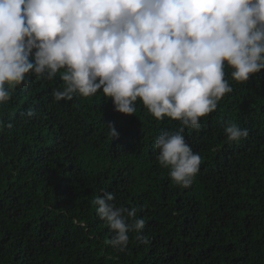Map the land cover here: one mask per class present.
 <instances>
[{"label":"trees","instance_id":"1","mask_svg":"<svg viewBox=\"0 0 264 264\" xmlns=\"http://www.w3.org/2000/svg\"><path fill=\"white\" fill-rule=\"evenodd\" d=\"M231 71L233 91L201 130L184 128L202 157L188 187L172 182L154 147L179 121L156 120L139 101L135 115L118 113L99 91L56 102L59 74L30 76L0 105L12 124L0 133V264H264V69L246 82ZM227 121L247 139L228 142ZM102 190L138 209L148 243L135 233L125 252L106 243L112 233L91 204Z\"/></svg>","mask_w":264,"mask_h":264},{"label":"clouds","instance_id":"2","mask_svg":"<svg viewBox=\"0 0 264 264\" xmlns=\"http://www.w3.org/2000/svg\"><path fill=\"white\" fill-rule=\"evenodd\" d=\"M226 66L236 82L264 69V0H0V105L30 76L57 74L56 102L99 91L116 112L135 115L139 101L156 120L180 122L154 144L177 186H190L202 162L184 128L201 130L200 118L233 91ZM105 127L119 137L111 122ZM11 128L0 119V133ZM224 133L230 143L249 135L232 121ZM102 193L91 204L112 233L106 243L125 252L132 233L148 243L138 209Z\"/></svg>","mask_w":264,"mask_h":264}]
</instances>
